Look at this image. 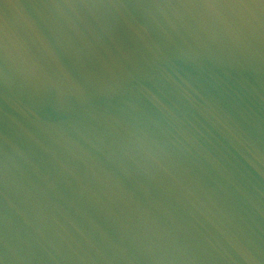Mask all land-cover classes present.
Instances as JSON below:
<instances>
[{"label":"water","instance_id":"obj_1","mask_svg":"<svg viewBox=\"0 0 264 264\" xmlns=\"http://www.w3.org/2000/svg\"><path fill=\"white\" fill-rule=\"evenodd\" d=\"M0 264H264V0H0Z\"/></svg>","mask_w":264,"mask_h":264}]
</instances>
